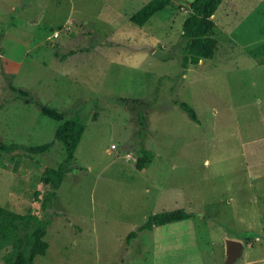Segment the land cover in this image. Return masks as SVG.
Masks as SVG:
<instances>
[{
  "label": "rangeland",
  "instance_id": "rangeland-1",
  "mask_svg": "<svg viewBox=\"0 0 264 264\" xmlns=\"http://www.w3.org/2000/svg\"><path fill=\"white\" fill-rule=\"evenodd\" d=\"M47 4L0 0V141L18 146L0 153V207L50 221L49 248L34 264H225L233 236L245 243L234 264H264V60L249 53L264 39V0H222L214 20L223 31L232 24L235 45L218 29L214 56L186 69L183 11L168 23L156 13L152 35L116 34L77 19L47 27L38 20ZM227 5L235 7L225 16ZM129 36L138 38L128 44ZM40 104L85 125L45 209V170L66 151L55 137L60 122ZM48 142L47 153L26 151ZM142 145L154 158L140 170ZM181 208L195 216L160 228V238L144 230L127 242L149 215ZM0 220V264H8L34 228Z\"/></svg>",
  "mask_w": 264,
  "mask_h": 264
},
{
  "label": "trees",
  "instance_id": "trees-1",
  "mask_svg": "<svg viewBox=\"0 0 264 264\" xmlns=\"http://www.w3.org/2000/svg\"><path fill=\"white\" fill-rule=\"evenodd\" d=\"M171 2L172 0H151L132 15L131 20L139 26H144L157 12L166 8ZM221 2L222 0L192 1L190 13L184 20L182 29V36L187 39L182 57L184 69L188 68L189 65L199 64L202 59L213 57L217 44L215 36L218 34V27L213 19V15ZM249 53L253 57L259 58L263 56L264 46L261 44L255 48H250ZM11 89L22 97L30 96V92L21 87L11 85ZM175 103L185 110L193 120H198L195 109L187 102L176 100ZM40 109L42 114L60 122L55 137L56 140L64 145L66 151L65 160L57 168L48 167L45 170L43 182L48 186V190L42 200V207L45 209L57 197L58 190L68 170L65 167L66 163L76 161V151L83 137L85 125L79 118L66 119L65 113L48 105L40 104ZM144 124L142 122V125ZM52 147L53 142H48L41 145L27 146L26 151L30 154H44L49 152ZM17 148L16 143L0 141V153H12ZM153 158L154 151L142 145L136 161L137 168L141 170L148 167L152 163ZM81 168L83 169V167ZM0 214H2V220L10 224L20 222L32 225L34 228L32 234L26 239L25 249L19 251L14 259H9L8 264H34V260L38 255H45L47 253L49 243L45 239V236L47 235L50 221H45L36 214L15 213L5 207H0ZM194 216L193 212L182 208L151 214L136 230L129 232L126 240L127 242H131L132 239L139 235V232L152 230L155 226L190 219Z\"/></svg>",
  "mask_w": 264,
  "mask_h": 264
},
{
  "label": "crops",
  "instance_id": "crops-1",
  "mask_svg": "<svg viewBox=\"0 0 264 264\" xmlns=\"http://www.w3.org/2000/svg\"><path fill=\"white\" fill-rule=\"evenodd\" d=\"M140 1H142V2H141V4L138 5L137 0H129V2H125L124 0H95V1L94 0H78V4L80 6L81 11H80V16L75 17L76 0H48V4L45 8V15L43 16V18H39L38 20L40 22H42L44 25H46L47 27H52V28H54L53 23H65V24L66 23H74L77 19L80 23H99L101 25L102 29H108L111 32H114L116 34L123 32L125 30L132 31V29L138 28V30L135 29V30H133V32L138 31V33H140L143 31L146 34L152 35L151 34L152 26L147 27V24L144 26H139V25L135 24L134 22H132V20H131L132 15H134L138 10H140L144 5H146L151 0H140ZM184 1L186 3L182 2V1L172 0V2L166 8L159 11V12H166L164 19L166 20L167 23L169 21L173 20L174 18H176L178 11H183L184 13L187 14V16L189 15L190 10H191L190 6H191V3L193 0H184ZM91 2H95V5L91 11V12H93L92 15L90 14V8H89V3H91ZM234 7L235 6H233V7L228 6V5L225 6L224 11H223L225 16L228 13H230V10L234 11L233 10ZM86 12H87V16L85 15ZM159 12H157V13H159ZM214 17H215V14L213 15V19H214ZM35 21L37 22V20H35ZM226 24L227 25L225 27V31H223L221 28H219L218 25H217V27H218V29H220L222 31L220 34H222V33L227 34L228 43H230V45L233 47L235 45L234 43L236 41V39L233 36H231V34H230V31H232L233 26H232V24H229V23H226ZM182 33H183V31H182ZM217 35H219V34H217ZM217 35L215 36L217 39V44H216L215 50H216L217 45H218V37L219 36H217ZM136 38H138V37L137 36H129L128 38H126V40H127V42H128V40L130 41L128 44H133L131 42H132V40H136ZM261 44L264 46V39L257 41L255 43V46L252 48H255ZM214 54H215V52H214ZM260 58H262L264 60V53H263V56H261ZM255 59H257L259 61V58H255ZM261 64H264V62H262ZM172 223H168V224L160 225V226H155L152 230H149V231H151L153 233V235H154V233H155V235H158L157 238H160L161 237V233H160L161 229L160 228H163L164 226H168L169 224H172ZM230 238L241 240V238H239L238 236H233ZM156 246L160 247L161 245L156 244ZM244 250H245V246H244L243 252H244ZM247 250H249V248ZM154 252H156V250ZM202 261H204V260H202ZM255 261H256V259H253V260H249L248 262H250V264H253ZM220 263L221 262H219V264ZM247 264H249V263H247Z\"/></svg>",
  "mask_w": 264,
  "mask_h": 264
},
{
  "label": "water",
  "instance_id": "water-1",
  "mask_svg": "<svg viewBox=\"0 0 264 264\" xmlns=\"http://www.w3.org/2000/svg\"><path fill=\"white\" fill-rule=\"evenodd\" d=\"M244 246V242L239 239H228L225 264H233L242 255Z\"/></svg>",
  "mask_w": 264,
  "mask_h": 264
}]
</instances>
